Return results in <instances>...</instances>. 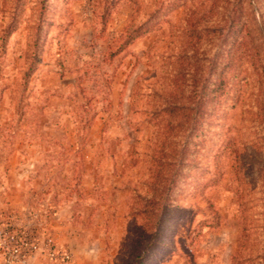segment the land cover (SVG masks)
<instances>
[{
	"label": "rangeland",
	"instance_id": "obj_1",
	"mask_svg": "<svg viewBox=\"0 0 264 264\" xmlns=\"http://www.w3.org/2000/svg\"><path fill=\"white\" fill-rule=\"evenodd\" d=\"M8 231L68 264H264V0H0Z\"/></svg>",
	"mask_w": 264,
	"mask_h": 264
},
{
	"label": "built area",
	"instance_id": "obj_2",
	"mask_svg": "<svg viewBox=\"0 0 264 264\" xmlns=\"http://www.w3.org/2000/svg\"><path fill=\"white\" fill-rule=\"evenodd\" d=\"M0 249L4 264H28L27 259L38 252L45 253L50 264H68L70 256L66 251L57 252L53 243L46 239L42 245L31 239L16 236L13 232H0Z\"/></svg>",
	"mask_w": 264,
	"mask_h": 264
},
{
	"label": "trees",
	"instance_id": "obj_3",
	"mask_svg": "<svg viewBox=\"0 0 264 264\" xmlns=\"http://www.w3.org/2000/svg\"><path fill=\"white\" fill-rule=\"evenodd\" d=\"M233 13V10H231L230 11V14H232ZM233 23H234V21H233ZM233 23H232V21H231V27L233 26ZM191 68H189L188 70H190ZM177 82H178V78L176 79L175 77H174V79H173V81H172V87H173V89L168 93V96L171 98V101L169 102V105H168V107H167V110H169V112H173V113H175V112H177V111H179L180 109L175 105L177 102V94H179V92H178V87H179V85L177 84ZM195 85H193V84H191V85H189V88H193ZM195 91V90H194ZM194 91H192L191 90V94H194ZM190 94V93H189ZM186 102L187 103H190V100H191V97L188 95L187 97H186ZM171 106V107H170ZM189 111V110H188ZM171 182L172 181H169V186L171 185ZM156 222H157V220H156ZM156 222H155V224H156ZM137 258H140V255H138L137 256Z\"/></svg>",
	"mask_w": 264,
	"mask_h": 264
},
{
	"label": "crops",
	"instance_id": "obj_4",
	"mask_svg": "<svg viewBox=\"0 0 264 264\" xmlns=\"http://www.w3.org/2000/svg\"><path fill=\"white\" fill-rule=\"evenodd\" d=\"M28 264H48L44 256L34 254L27 259ZM0 264H4L2 250L0 249Z\"/></svg>",
	"mask_w": 264,
	"mask_h": 264
}]
</instances>
